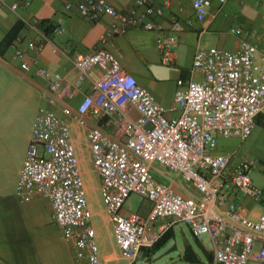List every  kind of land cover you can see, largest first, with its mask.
I'll use <instances>...</instances> for the list:
<instances>
[{
    "label": "built area",
    "instance_id": "2783aa9c",
    "mask_svg": "<svg viewBox=\"0 0 264 264\" xmlns=\"http://www.w3.org/2000/svg\"><path fill=\"white\" fill-rule=\"evenodd\" d=\"M171 1L156 6L151 0H136L141 11H122L109 0H64L67 9L76 8L89 20L107 15L116 21L102 36L101 45L74 59L75 91L94 69L102 73L76 107L60 102L63 74L39 63L47 44L53 45V52L59 51L51 33L62 32L64 27L52 24L47 32L39 19L24 20L40 38L24 44V36L17 35L11 49L22 60L23 70L35 65L36 75L48 81L43 93L48 106H41L35 119L16 194L24 201L37 194L48 196L53 219L63 236L73 241L77 256L87 264H102L73 140L76 124L86 129L92 161L102 180V202L127 264H149L144 251L178 224L189 226L199 240L205 235L211 238L212 264H264V211L253 219L240 200L241 195L264 199V189L250 175L253 161L246 158L233 164L235 152L215 153L220 137L245 140L255 130L258 117H264V53L248 39L241 40L238 50L199 47L191 74L198 72L202 78H179L174 103L166 108L105 47L110 37L130 28L156 31L162 64L174 65L184 25L175 18L170 27H164L158 20ZM29 4L15 2L11 8L17 11ZM210 4L211 0H193L197 20L205 18ZM232 32L241 37L247 34L241 28ZM29 50L34 57L27 60ZM129 106L138 111L137 118L131 116ZM176 111L179 114L169 115ZM104 118L116 126L117 136L102 127ZM154 164L179 173L197 194H183L157 180ZM132 194L152 203L148 215L125 208ZM160 220L165 221L158 224Z\"/></svg>",
    "mask_w": 264,
    "mask_h": 264
},
{
    "label": "crops",
    "instance_id": "0c3cea01",
    "mask_svg": "<svg viewBox=\"0 0 264 264\" xmlns=\"http://www.w3.org/2000/svg\"><path fill=\"white\" fill-rule=\"evenodd\" d=\"M26 1L30 4L17 11L11 8L12 3L24 4ZM109 1L122 11L143 9L137 7L136 0ZM151 2L158 6L162 5L164 0ZM175 18L182 22L184 29L178 36L174 64V70L177 71L171 80L167 68L163 67L164 64L161 62L156 31L130 28L124 33L110 37L105 43V47L119 58L123 69L135 75L139 83L150 90L166 108H170L174 103L179 78H202L198 72L191 74L194 54L199 47L217 46L238 50L241 40L248 39L257 45L259 53H264V0H227L225 3L211 0L202 21L196 18L193 0H172L158 20L164 27H170ZM25 19H39L44 23L43 28L47 32H51L52 24L64 27L65 30L62 32L51 33L53 44L59 47V51L53 52V45L47 44L39 55V63L52 72L63 74L64 84L60 91V102L73 107H76L83 95L90 91L92 81L100 78L102 74L100 70L94 69L80 85L79 90L75 91L74 81L78 71L74 66V59L91 53L101 45L102 36L114 27L116 21L107 15L96 21L89 20L76 8L67 9L64 0H0V264H87L86 259L77 256L73 241L63 236L60 226L53 219L54 207L48 196L37 194L32 199L24 201L16 194L35 119L40 107L48 106L43 96L48 81L36 75L35 65L28 71L23 70L22 60L16 58L11 49L17 35L24 36V44L27 40L38 41L40 38L34 30L26 26ZM233 28H241L247 31V34L238 36L232 32ZM180 52L191 54V64L178 62ZM33 57L34 52L29 50L26 59L30 60ZM55 109L61 113L58 106ZM129 112L133 118L139 115L132 106H129ZM176 114H179V111L169 112L170 116ZM100 124L106 131L112 134L115 132L117 136L116 126L111 120L104 118ZM75 137L78 139L77 142ZM73 140L77 147L87 195L93 193L101 209L98 212L90 203L89 206L93 215L102 214L105 219L106 237L91 220L96 230L102 264H127L115 241L112 223L102 202L100 195L102 180L92 161L86 129L73 124ZM227 140L224 137L219 138L215 153L235 152L233 164L249 158L253 161L251 169L264 171L263 116L260 117L251 136L245 140L241 139L239 147ZM237 151L240 152L238 155ZM153 167L157 180L173 185L183 194H197L179 173L164 169L159 164H154ZM251 178L260 186L252 176ZM260 187L264 189V185ZM240 200L248 208L253 219H257L264 211V199L258 201L241 195ZM151 207L152 203L145 199L140 213L148 215ZM164 221L160 220L158 224ZM171 230L172 237L159 249L148 254L144 251L149 264L152 261L158 264L162 262L163 259L159 255L162 248H166L171 239H176L179 235L182 236L184 245L180 246L177 241L170 246L167 245L169 247L166 252L177 251L178 257L170 255L166 259V264H183L182 256L187 243H191L196 252L205 259L199 246L192 240L196 237L189 226L178 224L167 232ZM200 242L214 257L211 238L205 235Z\"/></svg>",
    "mask_w": 264,
    "mask_h": 264
},
{
    "label": "rangeland",
    "instance_id": "374dc122",
    "mask_svg": "<svg viewBox=\"0 0 264 264\" xmlns=\"http://www.w3.org/2000/svg\"><path fill=\"white\" fill-rule=\"evenodd\" d=\"M178 62H182L185 64H191V54H189L188 52L182 53L180 52V57H179V61ZM163 65V64H162ZM163 67H166L167 72L169 73V78L170 80L173 78L174 73H176L177 70H174L175 65L173 66H169V65H163ZM177 76V75H176ZM78 126V125H77ZM80 127V126H79ZM81 128V127H80ZM84 135V134H83ZM227 141L233 142L237 147H239L240 143H241V138H225ZM76 142L78 141L77 137H75ZM87 142V140H85ZM240 152L237 151V155ZM251 176L253 177L254 181L259 184L260 186L264 185V171H260V170H255V169H251L250 172ZM88 196V200L89 203L93 206L94 210L96 211H100L101 207L99 206L98 202L96 201V198L94 197L93 193H90ZM143 204H144V200L141 199V197L138 194H132L130 196V198L128 199V201L126 202L125 208L131 211H138L142 213V209H143ZM145 206V205H144ZM92 221L94 223V225H96L99 229V231L103 234V236L106 237V233H107V228H106V224H105V219L102 216V214L98 215H93L92 217ZM186 227V226H185ZM187 229V227H186ZM194 244L196 243L195 239L192 238ZM178 242V244L180 246L184 245V241L182 239V236H178L176 239H171V241L167 244L170 246V244L174 243V242ZM166 245V248H162V252L159 254L162 257V262H160L159 264H166V259H168L170 257V255L172 256H176V258L178 257V252L177 251H169L166 252L167 248L169 246ZM150 264H158L155 263V261H152Z\"/></svg>",
    "mask_w": 264,
    "mask_h": 264
},
{
    "label": "trees",
    "instance_id": "16d2710c",
    "mask_svg": "<svg viewBox=\"0 0 264 264\" xmlns=\"http://www.w3.org/2000/svg\"><path fill=\"white\" fill-rule=\"evenodd\" d=\"M262 116L258 117L259 119ZM172 237V230L169 232H166L163 237L156 243V245L152 248L146 249L145 254H148L152 250L159 249L167 240H169ZM196 244L199 246L201 251L203 252V255L205 256V259L199 255L194 246L191 243H187L184 249V254L182 256L183 258V264H212L214 257L211 251L206 250L203 245L201 244L200 240L195 238Z\"/></svg>",
    "mask_w": 264,
    "mask_h": 264
}]
</instances>
